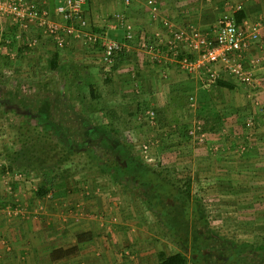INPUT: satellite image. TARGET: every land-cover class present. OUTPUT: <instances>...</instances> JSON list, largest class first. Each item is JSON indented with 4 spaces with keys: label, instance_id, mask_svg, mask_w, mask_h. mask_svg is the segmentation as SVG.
<instances>
[{
    "label": "rangeland",
    "instance_id": "obj_1",
    "mask_svg": "<svg viewBox=\"0 0 264 264\" xmlns=\"http://www.w3.org/2000/svg\"><path fill=\"white\" fill-rule=\"evenodd\" d=\"M110 12L106 10V18L113 13ZM206 28L212 30V23ZM98 31L113 39L112 31ZM130 31L132 34L131 28ZM15 36L11 35L8 45L0 37V54L7 56V60L0 61V171L4 175L13 176L14 171L28 176L33 173L38 176L32 182L39 184L53 171L62 176L60 170L71 168L56 183L83 181L90 185L95 178H101L99 192L103 190L105 197L101 200L105 202L100 210L120 212L123 224L135 214L147 225L144 236L151 238L153 245H165L168 254L180 253L181 243L190 251L186 252L188 264H235V256L264 264L263 252L243 249V245L264 246V170L241 160L243 149L235 154L213 148L210 154L204 152L206 149L194 151L193 144L204 147L210 140L206 123L216 135L225 136L219 118L198 116L195 103L187 100L185 116L179 120L185 145L160 148L161 137L150 125L159 126L157 116L154 114V120L147 117L157 109L141 102L146 91L142 93L137 85L133 86L135 80L128 87H117L107 77L119 65L122 68L118 71H130L127 59H132V54L124 55L123 49L107 73L98 63L99 44L81 45L82 50L71 43L59 50L51 38L41 33L29 34L34 40L31 47L18 43ZM39 36H45L44 44L50 46L51 42L64 58H60V65L56 64V73L50 70L52 60L33 61L36 47L40 46ZM135 39L133 45L140 49L144 39L138 34ZM13 49L17 52L13 53ZM20 52L24 57L17 55ZM99 75L104 87L96 81ZM89 85H93L95 94H90ZM39 114L46 124L37 122ZM50 123L54 128L46 130L44 127H50ZM194 124L201 126L202 143L188 135ZM143 146L147 147L145 155ZM84 154L96 158L95 163L104 171L89 165ZM231 167L235 168L233 172ZM187 187L188 201L180 194ZM194 247L197 252L193 253ZM229 254L234 259H229Z\"/></svg>",
    "mask_w": 264,
    "mask_h": 264
},
{
    "label": "crops",
    "instance_id": "obj_2",
    "mask_svg": "<svg viewBox=\"0 0 264 264\" xmlns=\"http://www.w3.org/2000/svg\"><path fill=\"white\" fill-rule=\"evenodd\" d=\"M61 1L41 0L52 15L55 6ZM201 1L154 0L158 8L153 11L147 0H84L82 9L86 20L89 16L91 21H88L89 30L107 29V33L112 31L114 35L111 38L126 44L124 55L132 54V59H127L130 71H118L122 68L119 65L116 72L107 77L116 82L117 87L121 84L122 87H128L130 81L135 80L133 86L137 85L142 93L146 91L147 96L141 102L143 106L151 105L157 109L153 111L152 108H147L157 116L159 126L150 125L161 137L160 148L171 146L172 149H177L178 144L185 145L182 143L186 139L181 138L179 120L185 116V107L188 106L186 101L192 97L198 109L197 115L208 117V120L219 118L225 133L222 140L221 135L212 132L208 123L206 127L210 130V137L207 140H210L204 147L192 143L196 147L194 151L206 149L204 152L210 154L213 148L235 154L238 149H243L241 160L264 170V0ZM85 6L88 10H85ZM107 9L110 13L113 12L107 17L110 20L105 16ZM237 12L242 13L240 26L248 33H256V39L251 40L249 50L242 56L243 64L247 67L253 62L257 63L253 71V86L239 85L228 74H222L218 81L230 88L219 86L218 81L207 84L200 75L181 72L174 60H169L166 64L158 63L148 59L143 51L144 42H149L156 34L166 41L170 30H179L192 23L202 33L213 35L221 16L234 17ZM115 14L122 15L125 25L132 29L131 40L124 39L125 29L111 27ZM53 17L55 18L54 15ZM211 23L212 30L206 28ZM1 24L4 37L11 40L16 29L6 19ZM119 34L121 35L116 36ZM137 34L144 39L140 49L133 45ZM26 37L28 36L25 39ZM67 40L68 44L76 43V48L82 49L81 45L85 46L74 37ZM51 41L54 43L52 39ZM39 43L40 46L36 47L32 56L33 61L40 63L46 58L60 65L64 58L57 48H53L51 42L50 46L45 45V36L40 37ZM11 51L17 52L15 49ZM0 55L3 57L0 61L7 60L3 52ZM17 55L24 57L21 52ZM168 56L166 49L162 48V59ZM96 81L100 87H104L102 76L99 75ZM136 93L140 95L139 92ZM248 120L254 122L249 129L245 126ZM230 159L234 158L231 156ZM234 169L231 167V172ZM4 174L0 171V264H158L157 255L168 254L165 245H153L152 239L144 236V230L148 232L147 225L135 214L130 215L134 217L123 224L120 212L107 210L108 208L104 209L105 212L100 210L104 201L101 199L105 197L102 189L99 192L101 178H95L90 185L83 181L77 184L63 182L64 185L55 182L52 191L50 178H47L48 191L38 198L34 194L37 184L32 182L36 181L37 178L34 177L38 175H32L30 183H26ZM14 209L19 214H14Z\"/></svg>",
    "mask_w": 264,
    "mask_h": 264
},
{
    "label": "built area",
    "instance_id": "obj_3",
    "mask_svg": "<svg viewBox=\"0 0 264 264\" xmlns=\"http://www.w3.org/2000/svg\"><path fill=\"white\" fill-rule=\"evenodd\" d=\"M83 4L84 0H62L53 10L54 18L50 14V9L44 6L41 0H0V21L8 20L12 28L16 29L15 38L18 43L26 42L24 45L29 47L34 45V40L29 36L33 33H41L51 38L59 50L68 45L69 37H74L89 47L99 44L98 63L104 72L109 73L115 66L116 57L126 44L108 39L100 32L89 30L82 9ZM148 5L153 11H157L152 0L148 1ZM111 27L125 29L124 39L127 41L132 39L130 27L125 25L122 15H114ZM4 34L0 22V37L8 45L10 40L4 37ZM26 35L29 38L25 39ZM255 39L256 33L246 32L236 23L233 16L223 15L217 21L213 35L204 34L188 24L182 29L170 30V36L166 41L156 34L149 42H144L143 51L148 59L158 63L166 64L167 61L174 60L181 72L187 75H200L207 84H214L222 74H228L239 85L250 87L254 85L253 71L257 63L253 62L247 67L243 64L242 56L249 50L251 40ZM162 48L169 54L164 59L161 57ZM189 101L193 102V98L190 97ZM148 115L152 120L154 112H149ZM245 126L251 128L252 121L248 120ZM188 135L199 143L203 142L199 124H194ZM142 148L145 155L147 147ZM13 178L31 181L33 177L27 173L14 171ZM13 213L19 214V211L14 209Z\"/></svg>",
    "mask_w": 264,
    "mask_h": 264
},
{
    "label": "trees",
    "instance_id": "obj_4",
    "mask_svg": "<svg viewBox=\"0 0 264 264\" xmlns=\"http://www.w3.org/2000/svg\"><path fill=\"white\" fill-rule=\"evenodd\" d=\"M234 19H235L236 23L239 24L240 21H241V19H242V13L241 12L235 13L234 14ZM94 32H100V31L96 30ZM50 67H51L50 70H52V71H55L56 70L55 69L56 68V64H54L53 62L51 63V66ZM217 83H218L219 86H224V84L221 83L220 81H218ZM224 87L230 88V86H224ZM88 89H89L90 94H92V95H93V93L95 94L93 85H89L88 86ZM37 122L39 124H43V123L46 124L47 123V121H46V119H44V117H42V118L40 117V114H39V118L37 119ZM207 124L208 123H206V126H207ZM44 128L45 129L46 128L47 129L49 128L51 130V129L54 128V126H53V124L50 123V127L49 126H46ZM203 129H204V127H203ZM181 132H182V134L184 133V131H182V130H181ZM21 135H23V134H21ZM84 155H86V154H84ZM86 159H87L89 165H92L93 166V164H95L94 167L96 169H98V171H100V172H103L104 171V168L103 167H101L100 165H97V163H95L96 158H91L89 155H86ZM108 168L112 169V166H109ZM70 170H71V168H65V170H60L61 171V175L63 177H65L66 175H64V174H68ZM53 172H52V174H50V190L53 187V184L58 181L57 179H63L62 176H60V175H54L55 172L54 173ZM30 175L32 176L34 174L32 173ZM46 180H47L46 178H43L41 180V182L39 184H37V188H36V191L34 193L36 197H38V198L39 197H42L48 191L46 189V183H47ZM188 190H189L188 187L184 191L180 190V194L182 196L186 197V201H188V195H187ZM179 244H180V248L182 250L180 253L179 252L174 253V254L159 253L157 255L158 264H188V258L186 256V252H190V251H186V249L184 248V246L181 243H179ZM245 248L252 249V250L254 249V250L258 251V252H263L264 253V246L253 247V246H250V245H243V249H245ZM192 251H193V253H194V251L197 252V250L195 249V247H194V249H191V252ZM232 257H234V256H232L231 254H229V259H234ZM235 260H236L235 261V264H254V263L248 262L246 260H243V258H238L236 256H235Z\"/></svg>",
    "mask_w": 264,
    "mask_h": 264
}]
</instances>
